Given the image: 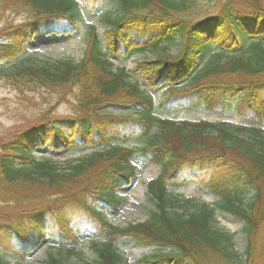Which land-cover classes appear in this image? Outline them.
<instances>
[{
  "label": "trees",
  "instance_id": "1",
  "mask_svg": "<svg viewBox=\"0 0 264 264\" xmlns=\"http://www.w3.org/2000/svg\"><path fill=\"white\" fill-rule=\"evenodd\" d=\"M8 1L29 7L36 18L1 46L0 79L70 88L75 102L70 113L39 114L31 126L13 132L12 139L0 145V220H8L0 223V264H25L27 250H36L46 240L73 244L85 235L102 234L134 245L171 248L172 254L145 257L147 264L233 262L237 257L228 251L229 234L213 225L215 207L168 192L169 181L205 170L209 174L205 185L219 201L216 208L241 219L244 232L251 236L264 221V139L243 138L239 133L247 130L244 127L158 121L152 95L111 59L179 43L177 53L143 61L135 69L148 88L165 87L168 98L163 102L182 94L194 106L247 107L254 120H263L260 1L223 0L217 14L194 17L196 0H115L116 15L106 18L105 48L92 24L81 60L43 64L24 57L28 41L36 33L57 31L55 22L60 32L71 34L82 20L77 2ZM119 107L127 109L122 112ZM112 109L120 115L112 114ZM156 122L162 124L160 133L138 149L161 168L147 184L153 208L142 223L114 226L108 213H117L123 203L117 191L129 186L136 174L131 160L137 147L132 143L148 137ZM99 146L101 150L63 163L36 157L40 152ZM202 150L216 153L199 159L182 157ZM248 188L254 195L245 205L244 193L238 190ZM181 205L189 207L186 213L177 212ZM20 215L28 216L27 223L12 224L10 220ZM250 244L245 263L251 258ZM92 249L98 264H128L113 239H95ZM47 264L65 263L50 255Z\"/></svg>",
  "mask_w": 264,
  "mask_h": 264
},
{
  "label": "rangeland",
  "instance_id": "2",
  "mask_svg": "<svg viewBox=\"0 0 264 264\" xmlns=\"http://www.w3.org/2000/svg\"><path fill=\"white\" fill-rule=\"evenodd\" d=\"M77 2L82 16L77 28L71 34L60 32L58 24L54 27L57 31L46 33H36L28 41L24 57L29 58L31 63L43 64L52 61L71 60L78 62L84 56L89 44V30L92 24L96 25L99 34L101 46L105 48L103 35L106 28L107 16L116 15L115 0H74ZM223 0H196L192 9L194 17H203L217 14ZM242 1V0H241ZM264 9V0H259ZM29 7H24L8 0H0V48L2 45L13 40L16 29L22 25L33 21L36 17ZM177 44V45H176ZM163 45L156 50L147 52H137L128 58L120 60L112 59L117 67H125L129 71L131 78H136L141 82L142 90H147L154 100V116L158 121L170 120L177 124L183 122L201 123L207 122L217 126L226 125L231 129L247 128L239 133L243 138L250 139L254 135L264 139V119L254 120L253 114L247 107L235 108L229 106L226 109L215 106L214 109H208L204 104L194 106L189 97L184 95H173L170 100L163 102L168 98V92L165 87L148 88L141 77L135 72L137 64L143 61H152L162 56L175 54L179 49V43ZM4 59L0 56V65ZM133 80V79H132ZM75 102V92L72 89L62 88L51 85L27 84L20 79H0V145L7 143L12 139L13 132L20 131L26 126L32 125V120L41 113L48 111L53 114H67L71 112L72 103ZM127 108H118L125 111ZM118 110L112 109L114 115H120ZM162 124L154 123L148 137L141 141L133 142L137 147V152L133 155L132 162L135 165L136 174L132 183L119 189L117 192L123 198V203L117 213H108V221L119 227H125L129 223H142L147 220L148 212L153 208V203L149 199L147 184L150 180L156 178L160 173V165L150 162L141 155L138 149L154 135L159 134ZM255 129L258 133L251 130ZM120 141H113L116 145ZM124 143V145H132ZM102 147L77 148L59 152H40L36 154L37 158H44L52 162H66L79 159L91 151L101 150ZM216 153V150H202L184 154L182 157L188 159H199L202 156H208ZM227 155L235 157V152H227ZM196 168V167H195ZM151 170V172H150ZM190 170V169H189ZM209 174L205 170L197 171L191 178L177 181H169L168 192L180 196L182 199H190L197 203L208 204L215 207V217L213 225L223 229L230 236L229 249L237 258L233 262L211 259L209 264H264V221L258 225L257 229L249 236L244 232V223L241 219L218 207V198L212 194V191L205 185ZM244 204L247 205L248 199L254 195L253 188L245 189ZM264 197L262 198L261 204ZM221 203V202H220ZM261 206V205H260ZM263 206V204H262ZM179 214L186 213L189 207L179 206ZM27 215H20L16 219H11V223L26 224ZM8 220H0V223L6 224ZM97 239L105 242L112 240L117 248L124 253L128 264H147L145 257L152 255L172 254L171 248L164 245L143 246L134 245L131 241L109 237L108 234L91 237L88 235L80 238L76 243L57 244L54 241L46 240L36 250H27L25 264H47L50 255L56 257L65 264H98L97 255L92 249V241ZM251 240V244H250ZM250 244V259L244 262V255ZM142 249L139 253L136 250ZM8 251V250H7ZM5 250V252L7 253ZM14 257L9 256L10 261ZM217 261V262H216ZM185 264H191L187 262Z\"/></svg>",
  "mask_w": 264,
  "mask_h": 264
},
{
  "label": "bare ground",
  "instance_id": "3",
  "mask_svg": "<svg viewBox=\"0 0 264 264\" xmlns=\"http://www.w3.org/2000/svg\"><path fill=\"white\" fill-rule=\"evenodd\" d=\"M150 172H151V170H150ZM71 226H72V225H71ZM141 250H142V249H140V250H136V252L139 253Z\"/></svg>",
  "mask_w": 264,
  "mask_h": 264
}]
</instances>
